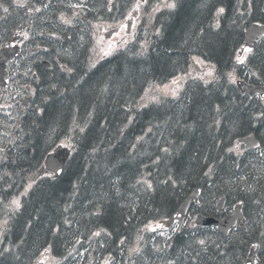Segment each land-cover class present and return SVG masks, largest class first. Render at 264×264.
I'll list each match as a JSON object with an SVG mask.
<instances>
[{
    "label": "trees",
    "instance_id": "1",
    "mask_svg": "<svg viewBox=\"0 0 264 264\" xmlns=\"http://www.w3.org/2000/svg\"><path fill=\"white\" fill-rule=\"evenodd\" d=\"M157 2L164 5L155 20L159 30L158 24L146 27L130 53L90 69L77 64L74 74L64 75L72 82L63 98L50 95L38 118L46 133L30 139L43 142L40 156L35 157L25 141L0 167V264H245L251 244L264 241V204L252 199L264 190V179L256 180L262 167L259 150L241 147L239 157L227 153L251 132L264 148V118L255 119L264 105L227 82L234 67L253 82L264 81L261 55L250 57L247 66L236 60L245 28L264 20L263 0ZM171 3L175 8L167 7ZM220 7L225 13L217 17ZM258 48L264 53L263 43ZM193 57L214 67L213 83L205 86L200 78H184ZM182 78L177 98L139 106L150 86ZM62 140L74 148L68 168L57 180L44 178L33 185L17 209L12 201L28 186L51 145ZM210 167L213 174L204 176ZM169 176L175 187L161 183ZM244 176L254 193L247 192ZM143 180L152 183L154 191L137 183ZM194 189H201L202 196L193 215L217 217L221 214L215 204L221 197H227L229 206L243 199L247 230L236 229L226 238L217 228L196 227L188 219L182 228L165 231L161 223L176 214ZM200 239L208 241L206 250L197 243ZM136 244L139 255H130ZM258 249L259 264H264V244Z\"/></svg>",
    "mask_w": 264,
    "mask_h": 264
},
{
    "label": "flooded vegetation",
    "instance_id": "2",
    "mask_svg": "<svg viewBox=\"0 0 264 264\" xmlns=\"http://www.w3.org/2000/svg\"><path fill=\"white\" fill-rule=\"evenodd\" d=\"M71 2V1H75V0H64V2ZM88 0H79L78 2H82L85 3ZM94 3V12H93V16H98L99 18L104 17L105 20L109 21L113 18L114 15H117L118 17H123L124 16V12L120 11V13H117V10H115L114 13V9L120 8V9H124L125 6L124 5H117V4H109V0L107 2V4L105 5V14L104 16L101 15V13L99 12L100 7H102V5L99 4L100 0H92ZM28 2V7H17L14 3V0H0V39L3 38H7L5 40V42L0 41V50L2 48H5L9 42L10 39L12 38H16L17 32H27L29 34V39L28 40H24L23 35H21V40L19 42V45L22 49V55L26 54L27 58H31L32 56H34L35 59L38 60V64L35 67V71H39V70H43L44 66H42L40 64V61L42 60L43 56H49L50 52L48 50V46L53 45V44H65V43H70V42H75V40H77V37H73L71 38L69 36L68 39H64L61 36H59L61 39L60 40H50V36L49 34L44 31V26H45V19L48 15H52L53 16V23H57L58 26H62V22L60 21L61 19V14L62 15H66L64 14L63 10H60L61 8V3L62 0H27ZM45 5H48L47 7H45ZM65 6V4H64ZM3 7H8L9 11L8 13H5L3 11ZM87 7V6H85ZM96 7V8H95ZM109 7L112 8V11H109ZM35 9H40L39 12L35 11ZM69 9L70 11H74L72 7H70L69 5ZM83 17L86 16L85 13L81 14ZM81 15H73L72 19L75 21H80L82 16ZM71 17V15H66ZM68 18V17H65ZM126 18V16H125ZM11 29V31L9 30ZM58 29V28H56ZM130 31L131 28L130 26L126 29V36L121 37V42L122 41H126L128 40L129 36H130ZM120 30L115 31V33L119 34ZM41 33L43 35H41ZM61 34L63 35L64 32L62 31ZM34 37V39L32 40V38ZM52 38V37H51ZM54 39H56V37H53ZM46 49V51H45ZM13 61V60H12ZM10 61L6 66V72H7V76L5 81H7V84L9 82H11L12 80L16 81V74L19 73L22 76H27L28 72L24 69H19L16 71L15 69V62ZM32 74H29L27 77V80L30 81ZM33 78L36 80L37 76H33ZM252 80V79H251ZM251 83L253 85H261V83H255L252 82ZM10 84V83H9ZM28 92L31 91V88H27ZM12 93H9V89L7 90H2L0 88V108L2 106V104H4L6 101H10L9 99L12 97ZM22 97L21 95H18L17 98L18 100ZM253 100H260L259 96H254V97H250ZM17 100V101H18ZM261 102V101H260ZM264 104V102H261ZM12 104V103H11Z\"/></svg>",
    "mask_w": 264,
    "mask_h": 264
},
{
    "label": "snow or ice",
    "instance_id": "3",
    "mask_svg": "<svg viewBox=\"0 0 264 264\" xmlns=\"http://www.w3.org/2000/svg\"><path fill=\"white\" fill-rule=\"evenodd\" d=\"M144 2L147 3V0H144ZM14 3H15V5L17 7H28L29 6L27 0H14ZM109 4H111V0H109ZM47 6L48 5H45V7H47ZM83 6L84 5L82 3L81 4L70 5V7H72V8H82ZM175 6H176L175 3L167 4V7H169V8H175ZM249 7H251V3L250 2H249ZM108 10L112 11V8L109 7ZM138 10H139V0H137V6H136V8L133 9V11H138ZM3 11L5 13H8L9 8L8 7H3ZM35 11L39 12L40 9H35ZM224 13H225V9L223 7H220V8L217 9V17L222 16ZM241 15H243V14H241ZM131 16H132V13L129 12L128 18L131 19ZM61 22L63 24H65V25H71L72 20L71 19H66L64 16H61ZM119 27L121 28V31H126V29L128 28V25L124 24V23H121L119 25ZM215 27L219 28L220 24L217 23L215 25ZM255 29L261 30L260 34L264 35V22H259L258 21L256 23V25H255ZM245 31H248V30L246 29ZM16 35L17 36L23 35L24 40H28L30 38L29 34L27 32H22V33L21 32H17ZM41 35H43V34L41 33ZM256 35H257L256 31L248 32L249 41L255 40ZM108 49L109 50H107V51L104 50V49H101V51L103 52V55L107 56V55L111 54V44L108 45ZM45 51H46V49H45ZM243 51L245 53H248V54L252 55L253 58H255L257 55H261V58L264 59V53H257L256 51H254L253 47H251V46L243 47ZM194 60H196L195 57H194ZM196 62L197 63H203V61H200V60H196ZM237 64L238 65L247 66L246 65V58L245 57H241V56H237ZM62 70H66V71L71 72V69H67L66 66H62ZM235 73H236V68L235 67L232 69L231 72L227 73V82L229 84H236L237 83V77H236ZM206 75L209 76V77H212V79H205L203 76H201L200 79L203 81L205 86L209 85L210 83H213V81L215 80V77H213V73L212 72H208ZM251 75L252 76H256L257 79L260 78L259 76H257V74L255 72H252ZM177 82H178L177 80L173 81L174 84H176ZM177 91L178 90H173L171 92V95H172L173 98H175L177 96ZM165 94L166 95L168 94L167 91H165ZM260 99L264 100V96H261ZM216 111L217 112L221 111V108H220L219 105H217ZM262 118H264V112H262L259 116L255 117V119H257V120H261ZM217 124H219V121H217ZM80 131L83 132L84 129L81 128ZM247 139H248V142L250 144H252L257 150H259L258 151V157H259V159L261 161V164H262L261 169H259L260 175L256 177V180L259 181L260 179H264V148H262L261 144L256 143L254 140H252L250 138H247ZM0 151H2V150H0ZM164 151L167 152V149H165ZM227 153L235 154L236 157H239V156L243 155V152L241 151V144L239 142H236L233 146H229L227 148ZM253 167H255V165H253ZM212 174H213V168L212 167L208 168V170L203 173L204 176H211ZM241 179L247 184V192L248 193H254L256 191V189L251 184L247 183V176L241 177ZM169 182H171L173 187L176 186L177 182L175 180H173V178L171 176H169L166 179L161 181V183L165 184V185L169 184ZM137 183H143L146 186V191H154L153 184L148 182L147 180L138 181ZM31 187H32V185L29 184L28 188L30 189ZM241 191H244V189H241ZM252 199H253V202L256 203L257 205L264 204V190H262V196L260 198H256V197L253 196ZM12 204L15 205V207L17 209L20 207V203H19L18 200H13ZM243 204H244V200L240 199L239 200V205L242 206ZM261 210L264 211V208H262ZM5 223H7V221H5ZM157 227H159V225H157ZM148 228H149L150 231H153V232L156 231V229L152 228L150 225L148 226ZM55 231L56 232L60 231L59 226H57ZM93 235L94 236H99L100 232H95V233H93ZM261 236L264 237V232H261ZM121 243H123V241H121ZM197 243L201 246V250H206L208 241H206L205 239H200V240L197 241ZM262 244H264V241H261L260 243L251 244V247L252 248H260L262 246ZM48 250L49 249H45V251H48ZM4 251L7 252V251H9V249H4ZM131 253H135V254L139 255L140 248L137 247V248L131 249L130 250V255H131ZM0 254H2V253H0ZM69 255L71 256L72 253L69 252ZM197 255H198V253H197ZM39 264H44V261L41 260L39 262ZM105 264H110V261L106 260ZM169 264H173V262L169 261Z\"/></svg>",
    "mask_w": 264,
    "mask_h": 264
},
{
    "label": "water",
    "instance_id": "4",
    "mask_svg": "<svg viewBox=\"0 0 264 264\" xmlns=\"http://www.w3.org/2000/svg\"><path fill=\"white\" fill-rule=\"evenodd\" d=\"M49 21L50 19H48L47 22ZM251 31H256L257 33L256 38L253 41H249L248 39V32H251ZM260 31L261 30L259 29H255V25H253L252 27L248 29V31H246V40H247L246 46L254 47L260 39L264 38V35H261ZM16 56H18V53L16 54L12 53L10 50L4 49L1 51V54H0V86L1 87H4L6 85L5 79L7 76V72H6L7 62L9 60H12ZM237 86H238V89L243 94H250L251 96H253L259 93L261 96H264V85L260 87H255L253 85L247 84L244 81H237ZM247 138H250L254 140L256 143L261 144L260 141L257 139L256 135L254 133H251L239 140V143L244 144L247 149H256L252 144L248 142ZM69 157H70V153L68 152L67 149H64V148L58 149L57 151L54 152V154L49 155L47 157L46 163H45L46 168L43 172L46 173V171H48L50 173H53L54 176L57 178L62 173ZM198 201H199V191L196 190V191H193L183 201V203L180 205L178 209L177 215L170 221V224H173L176 221H181L182 219L180 218H183L184 216L187 215L191 203L192 202L198 203ZM225 203H226V199H222L219 202L217 209L219 211L224 210ZM239 221H242L241 227H245L246 220L242 212L241 205L235 206L232 213L224 216L220 220H217L214 218H207L202 215H198L195 223L196 225L204 226V227L218 226L224 235L229 236L231 231L237 226ZM256 255H257V252L252 248L248 256V259L246 261V264H255Z\"/></svg>",
    "mask_w": 264,
    "mask_h": 264
},
{
    "label": "rangeland",
    "instance_id": "5",
    "mask_svg": "<svg viewBox=\"0 0 264 264\" xmlns=\"http://www.w3.org/2000/svg\"><path fill=\"white\" fill-rule=\"evenodd\" d=\"M158 8H160V6H158ZM133 15V13H132ZM143 16H141L140 20ZM135 20V18H134ZM134 20H124V24H129L128 26L131 27V29H133L135 27L136 22ZM128 21V22H127ZM75 24V23H74ZM121 24V21L119 20H114L113 22H104V21H99L98 23H95L92 25V27L90 26V30L93 31V34L96 35V43H95V47L93 49V55H94V61L103 59L104 57H106L105 55H103V52L101 51V49L104 50H109L108 49V45L111 44V54L107 55L108 57H111L114 55V53H116L118 51V49L120 48V46L122 44H125L124 46L129 45V43L131 42H124V43H120L119 39H121V37L125 36L126 31H121L118 35V33H115V31L117 30H121V28H118V26ZM76 25V24H75ZM68 25H66L67 28ZM69 27H74L73 25L69 26ZM136 28H139L138 26ZM45 30V29H44ZM52 28L49 27L48 31H51ZM66 30V29H65ZM111 31V32H109ZM110 33V34H109ZM109 35V37H108ZM118 35V36H117ZM7 38H3L0 39V41L5 42ZM95 50V51H94ZM70 62L75 66L77 65L76 62V57L75 56H71V58L69 59ZM199 69H197L195 67V63L192 64L190 71H189V76L191 77H201L204 73H207L206 70L202 69V65L201 63H199ZM207 69H209L208 67H206ZM209 72V70H208ZM174 81V80H173ZM173 81H171L169 84L164 85V86H155L152 87L150 86L148 89L144 90L142 92L141 98H140V102H139V106H145V105H149L152 102L155 103H159L161 102L163 99H165L166 97H172L171 92L173 90H179V86L180 84L177 82L176 84L173 83ZM60 89V88H59ZM165 91H167V95L165 94ZM59 93V92H57ZM178 94V91H177ZM8 105V104H7ZM8 107L11 108V106L9 105ZM11 115H13L11 112H8ZM7 125L4 126V129H7ZM25 194V193H24ZM18 201L20 200V198L17 199ZM138 244L135 245V248H137ZM140 247V246H138Z\"/></svg>",
    "mask_w": 264,
    "mask_h": 264
}]
</instances>
